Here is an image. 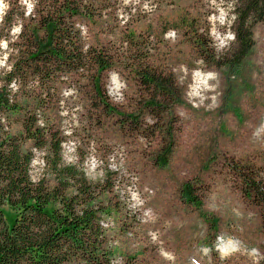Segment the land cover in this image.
<instances>
[{
	"label": "rangeland",
	"instance_id": "rangeland-1",
	"mask_svg": "<svg viewBox=\"0 0 264 264\" xmlns=\"http://www.w3.org/2000/svg\"><path fill=\"white\" fill-rule=\"evenodd\" d=\"M64 1L0 0L1 76L30 42L29 25L58 13ZM69 1L78 11L64 17L72 39L115 61L101 75L103 98L124 112L140 110L139 121L120 125L96 104L93 71L85 67L62 75L48 94L31 82H11L22 109L10 117L9 130L35 113L39 125L63 137L62 163L103 186L101 199L112 212L102 218L105 245L114 249L103 264H264V218L243 195L235 169L246 164L250 175L264 179V22L253 27L245 60L232 66L221 56L233 44L234 0ZM187 19L193 26L185 30ZM144 66L170 75L180 102L156 96L167 107H145L153 93L133 69ZM170 140L167 162L159 163ZM32 150L31 178L54 185L45 152ZM184 181L196 184L199 205L181 198ZM173 225H201L203 235L209 229L210 245L169 243Z\"/></svg>",
	"mask_w": 264,
	"mask_h": 264
},
{
	"label": "trees",
	"instance_id": "trees-1",
	"mask_svg": "<svg viewBox=\"0 0 264 264\" xmlns=\"http://www.w3.org/2000/svg\"><path fill=\"white\" fill-rule=\"evenodd\" d=\"M232 12L233 44L221 57L226 65L240 66L254 46L253 27L264 22V0H234ZM76 13L77 9L73 10L70 1L65 0L58 13L42 15L29 25L30 42L19 49L11 69L0 75V264H103L114 253L105 245L106 230L102 226L103 216L112 213L101 199L104 188L88 180L76 165L62 163L63 137L49 132L46 124L39 125L35 113L22 118L18 131L9 130L10 117L22 109V102L12 98L11 82H31L48 94L62 75L85 67L93 71L96 104L107 114L116 115L120 125L138 123L140 110L124 112L103 98L101 75L115 61L101 49L84 51L83 45L72 39L64 17ZM84 13L90 15L87 10ZM182 25L188 30L193 23L187 19ZM195 41L204 49L199 38ZM133 69L141 84L153 93L144 101L145 107H167L158 104L156 96L180 102L170 75L147 66ZM31 104L33 108L41 106ZM29 105L24 103L26 108ZM170 130L168 126V138ZM171 145L170 140L158 153L159 163L167 162ZM32 147L45 152L42 162L55 176L54 185L43 177L31 178ZM235 169L243 195L260 206L264 218V179L250 175L246 164ZM180 196L200 204L197 186L191 181L181 184ZM200 214L205 218L203 212Z\"/></svg>",
	"mask_w": 264,
	"mask_h": 264
},
{
	"label": "crops",
	"instance_id": "crops-1",
	"mask_svg": "<svg viewBox=\"0 0 264 264\" xmlns=\"http://www.w3.org/2000/svg\"><path fill=\"white\" fill-rule=\"evenodd\" d=\"M200 228L203 227L201 225H173L171 232L166 236V240L171 244L182 243L184 245L188 242L191 244L195 243L198 249L204 246L200 245V243H203V241H205L206 244L209 243L210 245L211 235L209 229H207L206 234L203 235L201 233L202 231H200Z\"/></svg>",
	"mask_w": 264,
	"mask_h": 264
},
{
	"label": "built area",
	"instance_id": "built-area-1",
	"mask_svg": "<svg viewBox=\"0 0 264 264\" xmlns=\"http://www.w3.org/2000/svg\"><path fill=\"white\" fill-rule=\"evenodd\" d=\"M152 192V191H151ZM145 212H147V213H149L150 212V210L149 209H146L145 210ZM156 235H154L153 237H155ZM219 236H221V234L220 235H217V237H219ZM192 264H194V261H193V263Z\"/></svg>",
	"mask_w": 264,
	"mask_h": 264
},
{
	"label": "clouds",
	"instance_id": "clouds-1",
	"mask_svg": "<svg viewBox=\"0 0 264 264\" xmlns=\"http://www.w3.org/2000/svg\"><path fill=\"white\" fill-rule=\"evenodd\" d=\"M3 6L2 5H0V8H2ZM29 9H31V5H29Z\"/></svg>",
	"mask_w": 264,
	"mask_h": 264
},
{
	"label": "bare ground",
	"instance_id": "bare-ground-1",
	"mask_svg": "<svg viewBox=\"0 0 264 264\" xmlns=\"http://www.w3.org/2000/svg\"><path fill=\"white\" fill-rule=\"evenodd\" d=\"M116 82V81H115ZM117 83V82H116ZM116 86V85H115ZM225 246V245H224ZM221 248L223 249V246H221Z\"/></svg>",
	"mask_w": 264,
	"mask_h": 264
}]
</instances>
